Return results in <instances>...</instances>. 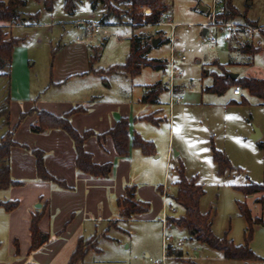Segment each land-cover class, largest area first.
I'll return each mask as SVG.
<instances>
[{
    "label": "rangeland",
    "instance_id": "1",
    "mask_svg": "<svg viewBox=\"0 0 264 264\" xmlns=\"http://www.w3.org/2000/svg\"><path fill=\"white\" fill-rule=\"evenodd\" d=\"M25 1V5L22 6L24 11L39 12L38 24L33 22L36 24H28L26 27L15 26L12 33L22 39L16 50L18 62L19 60L35 62L31 66L29 63L27 68L33 73V78L35 75L39 78L48 75L51 70V57L58 51V45L76 40L77 35L84 36L85 23L99 22L102 12L104 15L107 10L101 3L94 7L92 0H77L73 14L69 15L64 8L65 0H55L51 12L43 10L40 0ZM110 2L120 11L123 23L103 24L100 32L93 34L94 36L91 35L93 37L88 36L92 38L90 43L93 46L100 47L98 53L101 54V58L98 65L108 67L116 62H124L131 45L129 37L140 32V35L147 38L149 42L152 38L167 39L161 40L157 46L151 43V48L146 55L148 58L167 60L165 58L170 55L172 41L177 52H182L186 56V61L181 64L182 77L177 80L179 85L181 83L186 85L183 88L185 100L173 104L170 108L168 93H164L162 100L164 102L166 99V101L161 106L166 108L167 116L159 125L153 127L157 137L155 144L159 149L163 150L167 147L169 137L175 148L174 150L171 146L172 159L167 165L165 152H163V157L155 165L158 169L152 166L147 167L151 169L149 173H152V179L159 180L157 186L163 183L169 185H164L162 188L161 212L158 215L155 214L153 218H138L127 227L126 224H121L127 230L130 227L134 229L131 235L128 232H117L112 229V233L119 241H99L102 251L98 255L92 254L86 257L79 264H157L153 260H160L163 255L162 218L165 199L168 204L177 208V212L170 216L177 217L181 213L179 206L171 198L176 194L174 183L178 179L180 162L186 177H196L203 186L205 192L200 203L201 207L211 212L213 216L212 229L215 235L222 237L227 232L228 239L235 244H243L248 234V225L240 211V203L247 204L253 218H264V205L257 201L263 193L245 195L234 186L263 181V152L257 141L250 136L254 126L264 133V107L260 99L249 93L233 94L232 87L223 94L204 90L213 81L214 73L212 72L219 71L218 63L227 61L230 50L224 41L225 33L209 28L208 33L203 34L204 24L209 22V16L208 12L200 10V5H209L211 0H164L167 6L165 21L170 18L169 21L172 24L163 23L154 26L155 28L129 25L126 22L129 19L125 13L130 6L126 4V0H110ZM232 3L238 9V16H240L236 20H250L255 22H252L253 24L264 25V0H232ZM140 8L142 11H148L147 6ZM167 16L169 18H166ZM111 19L115 20L113 17ZM81 22H84L83 26L78 25ZM210 32L216 34L213 40L208 37ZM259 50L262 52L256 58L255 67L261 73L255 72L256 69H253L251 73L264 78V49ZM214 60L218 62H215V66L212 64ZM6 68V66L0 67V95L7 89V78L4 75ZM227 69L230 72L239 73L243 71V66L228 65ZM158 75L156 70L147 66L134 77V83H150L155 81ZM22 82V70L18 63L12 70L8 85L12 86L15 83L17 86ZM244 97L248 103H235ZM1 121L0 118V137L5 131ZM211 141L217 149L226 153L233 166L224 175L217 173V164L212 158ZM175 152L178 153L175 155ZM160 164H162L163 172H160ZM140 174L142 181L143 173L140 172ZM152 205L153 203H150L151 209ZM2 210L0 209V214L4 213ZM169 233L174 239L183 238L184 243L181 248L174 249L181 250V255L169 256L165 264H264V225H253L249 246L260 258L250 261L227 260L222 257L220 251H214L209 245L189 237L184 229L172 227ZM2 239L4 247L6 239Z\"/></svg>",
    "mask_w": 264,
    "mask_h": 264
},
{
    "label": "crops",
    "instance_id": "2",
    "mask_svg": "<svg viewBox=\"0 0 264 264\" xmlns=\"http://www.w3.org/2000/svg\"><path fill=\"white\" fill-rule=\"evenodd\" d=\"M76 3L77 0H75ZM200 6L201 11L207 12L209 5ZM19 10L27 17L21 18L16 24L9 26L10 28L7 27L11 35H13V27H26L28 24H36L39 20V12L24 11L22 7ZM43 10L51 12L44 7ZM74 10L68 12L69 15H72ZM149 12L148 8L145 13ZM111 20V17L105 19L106 25L115 24L114 20L113 22ZM163 20L165 21V17ZM78 25L83 26L80 23ZM157 25L140 26L155 28ZM84 27V36L77 35L76 40L58 45V51L51 57L50 73L43 77L39 78L35 75L33 78V73L27 69L29 60L18 62L16 56L18 45L12 52L9 65L10 77L14 67L20 63L23 82L17 86L15 83L10 86L7 82V89L0 95V101L9 95V124L4 125V133L13 129V139L17 142V145L11 148L10 165L11 176L19 183L7 189H0V201L17 200L18 205L13 210H6L0 206V209L4 211L0 214V264H67L80 237L96 236L98 238L96 244L98 250L90 249L84 259L92 254L98 255L102 251L99 241H119L112 233V229L117 232H128L131 235L134 229L130 227L127 230L126 227L134 220L153 218L155 214L158 215L161 212L162 188L165 184L157 186L159 180L152 179V173H149L151 169L147 167L157 168L155 165L163 157V152H165L166 165L172 159L174 146L171 143V137L167 147L163 150L159 149L155 144L157 137L153 130L154 125H159L163 119H166V108L161 105L166 101L165 99L163 102L162 95L168 92L164 88L154 102L142 100L147 88L161 81V71L156 70L159 75L155 81L143 84L134 83V77L141 72L130 75L122 70L107 71L111 66L125 61L116 62L108 67L98 65L101 58V54L98 53L100 47L93 46L90 43L92 38L88 37H93V34L98 32L89 33L88 26L84 25ZM140 33L137 34L140 35ZM17 38L19 42L22 40L20 37ZM79 39L83 41L79 42ZM129 52L130 45L127 56ZM261 52L250 55L230 48L227 61L220 64L230 62L229 65L243 66L239 76L244 74V76L263 78L261 75L251 73L253 69H256L255 72H260L255 67V61ZM215 62L217 61L212 62L214 66ZM34 63L31 62L30 66ZM13 77H15L14 74ZM179 87L183 91L186 85L181 83ZM243 92L249 93L246 89H242ZM72 108H76L70 115L72 126L81 133L86 130L93 132L84 142V147L92 154L93 161L98 164L106 162L113 164L108 176H91L77 168L75 142L64 129L58 127L41 131L32 129L38 124L39 110L63 115ZM21 114H24V117L17 123ZM146 116H151L156 121ZM121 117L129 119L131 135L137 132L144 139L154 143V154H144L140 148L132 146L127 156H120L117 153L113 140L105 133ZM263 136L262 132L261 138ZM34 150H40L43 153L46 170L55 180L39 177ZM177 153L175 152V155ZM159 169L163 172L162 164L159 165ZM140 172L143 173L142 181ZM161 176L160 173L159 177ZM132 185L136 187V197L149 204L153 203V208L145 213L134 214L126 221L118 219L117 198L125 194L126 186ZM199 206L201 211L206 212L201 207V203ZM34 214L40 215L38 226L41 231L49 234V240L39 249L30 251V224ZM116 219L118 221L113 225L111 221ZM121 224H126V227ZM2 238L6 239L4 247ZM222 257H224L223 253Z\"/></svg>",
    "mask_w": 264,
    "mask_h": 264
},
{
    "label": "trees",
    "instance_id": "3",
    "mask_svg": "<svg viewBox=\"0 0 264 264\" xmlns=\"http://www.w3.org/2000/svg\"><path fill=\"white\" fill-rule=\"evenodd\" d=\"M55 0H42L43 7L47 11L53 9ZM226 12L220 17L223 19H237L238 9L233 5L232 0H223ZM25 0H0V67L6 66L5 77L9 82L10 72L9 65L12 58V52L16 45L19 43V38L13 36L8 32L7 27L16 24L21 20L22 12L20 7L24 6ZM93 6L101 3L106 6V13L102 16L99 23L106 24L105 19L113 17L114 22L123 23L120 16V11L117 7L111 4L110 0H92ZM126 4L130 6L126 11L128 16L127 23L133 27H137L143 24H161L164 22L167 6L164 4V0H126ZM75 0H65L64 8L68 12L74 10ZM141 6H147L150 9L149 13L141 10ZM249 21V20H248ZM253 22V21H252ZM255 23V22H253ZM162 39V38H161ZM167 40V39H162ZM152 40L149 42L143 35L134 34L131 37L130 52L126 57V60L122 64L111 66L107 71L122 70L130 75H136L141 72L145 66H151L155 70H161L167 64V60H160L155 58H148V54L151 48ZM242 53L254 55L258 53L259 48H254L248 45L240 49ZM219 71H213L212 84L205 88L206 91L223 94L230 87L239 85L242 89H246L249 94L257 97L261 100V105L264 107V79L256 76H238L236 79L228 76L230 72L226 64H220ZM163 82L159 81L153 86H149L144 93L142 100L154 102L158 94L164 89ZM9 95L3 97L0 101V118L3 125L9 124ZM235 102V101H233ZM240 104L248 103V100L244 97L239 102ZM76 108H72L63 115H55L45 110H39L38 124L33 126L34 131H41L46 128H62L64 129L74 140L76 148V166L83 172L91 176H108L113 168L111 162L98 164L93 161L92 154L88 152L84 147L85 140L93 134L92 131L79 132L75 129L70 122V115L75 112ZM24 117V114L18 119L19 123ZM146 118H154L146 116ZM129 119L127 117H121L118 119L114 126L110 128L105 135H108L113 140L115 149L120 156H127L129 154L130 147H138L144 154H154L155 146L150 140L144 139L139 133L134 132L133 135L129 132ZM257 144L263 152L264 159V136L257 141ZM17 145V142L13 139V129L6 131L0 139V189H7L11 186L17 185L19 182L14 180L11 176V148ZM212 158L217 164V173L224 175L233 166L226 155V153L220 149H217L211 141ZM36 156L37 172L40 178L47 180H55V178L48 173L44 164V156L40 150H34ZM176 194L171 197L179 206L181 210L180 215L170 216V222L174 227L184 229L188 232L189 237L199 242L205 243L213 249L219 250L223 253V256L227 259H239L244 261H250L259 259L257 255L249 246V242L252 238L253 225H264L263 217L253 218L251 211L246 203H240V211L247 221L248 234L245 237L243 244H235L232 240L228 239L227 232L222 237L215 235L212 229L213 216L211 212H203L200 209V200L204 195L203 186L197 181L196 177L187 178L185 175L184 167L182 163H179L178 179L175 181ZM237 190L242 191L245 195H252L255 193H263V196L258 198L261 204L264 205V178L260 183L250 182L244 185H235ZM18 205V201H0V206L6 210H13ZM117 205L119 207V218L126 220L131 218L134 214L145 213L149 211L150 204L146 201L140 200L136 197V187L126 186L125 194L117 198ZM40 215L34 214L31 218L30 232H31V245L30 251L39 249L49 240V234L40 230L38 226ZM118 219L111 221L113 225L116 224ZM97 237L92 236L89 238L80 237L77 246L71 254L67 264H78L81 262L87 252L90 249H96ZM170 254H174L177 257L181 255L182 251L169 250Z\"/></svg>",
    "mask_w": 264,
    "mask_h": 264
},
{
    "label": "built area",
    "instance_id": "4",
    "mask_svg": "<svg viewBox=\"0 0 264 264\" xmlns=\"http://www.w3.org/2000/svg\"><path fill=\"white\" fill-rule=\"evenodd\" d=\"M209 22H205L204 26L207 28H213L217 32L225 33L224 41L229 48L240 50L248 45L254 48L264 49V25H256L247 20H236V19H223L220 16L226 12L223 0H211L207 8ZM165 24H172L169 19L167 21L161 22ZM84 22H81L83 25ZM88 26L89 33H97L101 29V23L98 21H88L85 23ZM212 30V31H213ZM215 33L210 32L209 39L213 40L215 38ZM83 41L79 39V42ZM186 61V56L182 52H177L173 42L171 41V52L167 59V64L163 69H161V81L166 87L168 92V103L170 108L175 103H180L185 100V95L182 90H180L178 79L181 78V64ZM232 92L235 95L242 93V88L239 85L232 86ZM165 198V197H164ZM163 233H162V248L163 255L162 258L153 260L157 264H165L166 259L169 256H176L170 254L169 250L179 249L184 243L183 238L174 239L169 233V229L174 227L170 222V215L177 212V208L168 204L165 199V208L163 209Z\"/></svg>",
    "mask_w": 264,
    "mask_h": 264
},
{
    "label": "water",
    "instance_id": "5",
    "mask_svg": "<svg viewBox=\"0 0 264 264\" xmlns=\"http://www.w3.org/2000/svg\"><path fill=\"white\" fill-rule=\"evenodd\" d=\"M24 17H27V16H24V15H21V18H24ZM207 32V28H204L203 29V34H206ZM160 41L159 38H154L152 39V45L153 46H156L157 43ZM228 76H230L231 78L233 79H236L238 76H239V73H235V72H228L227 74ZM253 140H259L261 137H262V132L260 131V129L256 126H254V129H253V133L251 134L250 136Z\"/></svg>",
    "mask_w": 264,
    "mask_h": 264
}]
</instances>
